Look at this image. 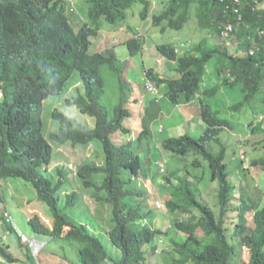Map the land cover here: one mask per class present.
<instances>
[{
    "label": "trees",
    "instance_id": "1",
    "mask_svg": "<svg viewBox=\"0 0 264 264\" xmlns=\"http://www.w3.org/2000/svg\"><path fill=\"white\" fill-rule=\"evenodd\" d=\"M260 2L264 0H169L165 11L153 15V26L161 32L181 31L192 19L197 21L196 34L201 39L195 46L190 45L183 52L171 44L156 47L162 57L175 63L172 78L162 77L153 69L145 72L159 88L166 87L167 96L174 104L182 99L188 103L199 99V119L205 124L204 133L199 138L190 134L168 137L162 147L182 157L198 156L191 164V171L186 166L188 178H198L197 171L207 164L211 180L219 181L218 216L202 200V191L195 186L200 179L193 182L181 169L169 168L170 177H158L160 169L152 167L154 135L145 122L136 139L125 140L133 135L125 126L131 117L125 96L133 86L116 66L115 49L102 54L90 52L92 39L99 36L105 24L120 26L136 4L144 6L142 15L147 19L153 7L151 0H0V179H21L30 184L38 199L49 208L53 226L35 214L28 221L34 235L74 244L82 264H146L156 252L153 243L146 253L147 242L156 240L160 232L141 225V220L153 213L150 207L145 213L147 201L140 199L143 191L138 192L137 188L141 177L146 179L153 173L155 183L159 185L163 180L164 185L160 186L170 194L167 207L176 217L175 230L185 234L179 240H172L173 254L177 255L173 264H264V206L249 204L241 197L239 222L231 238L227 235L225 217L231 210L234 186L230 185V165L222 135L227 129L235 128L206 102L207 97H215L225 88L237 100L229 107L233 114H247L252 109L255 115H264V36L261 35L264 7H258ZM77 13L85 18L79 30L73 26ZM228 25L235 27L230 40L222 37ZM209 36L225 43L211 46ZM227 41L236 44L233 53ZM125 46L132 57L144 51L141 38L129 39ZM212 60L216 61L220 83L202 92ZM105 66L119 80L117 105L105 103L107 90L102 73ZM75 72L80 73L85 89L68 99L67 106L94 118L96 125L89 129L66 112L55 109L52 118L58 123V130L47 134L44 101L63 94ZM249 127L252 134L263 135L260 143L264 149V121L256 119ZM96 141L102 145L105 161L103 165L82 164L78 178L83 188L97 190L94 204L98 207L93 208L96 216H100L103 202L110 205L114 226L106 234L113 247L121 252L118 258L108 251L87 222L71 217L82 202L89 206L91 203L86 202L82 192L70 193L64 189L69 183L67 171H57V183L44 175L53 163V144L91 146ZM251 164L264 168V157L252 159ZM96 177H104L101 185ZM175 181L178 183L173 186ZM3 201L0 190V202ZM252 211L254 228L246 218ZM187 214L190 217L180 222V217ZM7 229L15 232L11 225L7 224ZM198 229L203 236L197 234ZM17 239L25 261L35 264L29 247L18 235ZM243 248L249 251L248 262L242 261ZM0 256L10 264L17 262L1 240Z\"/></svg>",
    "mask_w": 264,
    "mask_h": 264
},
{
    "label": "rangeland",
    "instance_id": "2",
    "mask_svg": "<svg viewBox=\"0 0 264 264\" xmlns=\"http://www.w3.org/2000/svg\"><path fill=\"white\" fill-rule=\"evenodd\" d=\"M153 7L152 10L146 20L141 18V13L144 10V6L140 3L136 4L131 10L127 12V20L122 23L120 26H111L109 24H105V31L102 32L101 35L97 38L92 39L94 44L91 47L92 53H99L100 48H103L109 44L110 47H114L118 54V59L122 62H126L129 57V52L127 47L123 44V41L128 36H121L119 32V28L121 27H130L133 29L134 33L137 32V36L141 32L144 34L143 40L145 42V47L143 53L136 56L131 57L133 63L129 64L132 66L129 71V79L136 80L137 84H144V71L148 69L160 70L162 64H168L169 71L166 75L168 78H172L175 68V64L167 62L164 60L160 54L158 53L156 47L162 44H171L178 48L179 51L183 52V49L188 48L190 45L195 46L198 44V41L201 38H198L196 26L197 21L192 19L189 24L186 25V28L181 31L175 30H167L166 32H161L160 29L153 26V15H160L163 11L166 10L168 6L169 0H151ZM263 3L259 5L262 7ZM84 14V13H83ZM73 18V15L71 14ZM196 17V12H193L192 18ZM82 22H85V18L81 17L79 13L74 20L73 26L76 30H79L82 26ZM211 46H217L224 41L217 39V37L209 36ZM97 41V42H96ZM96 43V44H95ZM99 43V45H97ZM189 45H188V44ZM229 44V43H228ZM233 41L229 44V49L231 53L234 51ZM106 48V47H105ZM192 54H194L192 52ZM163 59V60H160ZM161 61L158 64V61ZM128 64V63H127ZM118 68H121V64L118 65ZM167 69V68H166ZM103 77L106 81V98L105 103L107 105H117L119 101V93L118 86L119 80L118 77L108 68L103 67L102 69ZM126 73V72H125ZM123 80V77H122ZM220 79L217 74V65L216 61L212 60L207 67V74L205 77V81L202 86V92L207 89H212L213 87L219 85ZM85 86L81 82V76L78 72H75L69 82L66 84V88L63 94L50 96L48 100L44 103V113L43 120L44 125L47 129V134L50 132L58 130V123L53 120L52 113L55 109L66 112L69 116H72L77 120V122L83 124L89 129H93L96 125V121L94 118H91L88 115H84L76 107L69 108L67 106V99H71L75 97L79 91L84 92ZM166 88H161V95L158 107H162V111L159 109L156 112L157 118L156 121L158 124L152 125V130H158V127L161 126V131L159 134L154 137L152 140V149H153V165L152 167H158L159 163L162 161H167V168L170 170L181 169L182 172H186L187 164L188 169L192 170V162L198 156L193 154L188 155L187 157H182L181 155L174 154L165 150L162 147V142L168 137H177L184 134H190L191 137L199 138L204 133V127L199 120V109H200V101L192 100L190 103L185 102L184 99L181 100L179 106L170 102L166 97ZM204 97V96H203ZM206 102L210 104L214 111H218L220 117L226 118L232 122L235 130L226 131L222 135V141L228 148V162H229V171L231 173L230 185L236 188L234 191V197L230 198V212L226 215V229L227 235L231 238L233 235V231L235 226L239 222V211H240V198L241 196H245L249 204L256 205L257 203L261 206L264 205V170L263 168H253L249 163L244 164V169L240 166L239 161H235V156L233 154L234 150L237 153L238 148L243 146L244 156H249V160L253 157H263L264 149L262 148V144L260 141L263 139L262 134H252L249 130V124L251 121L256 120L258 115L250 109V112L247 114H233L229 107L236 103L237 100L232 97V93L227 89L222 88L221 91L215 97H207ZM133 109V106H131ZM141 106H137L136 113L138 111L141 116H143V109L141 110ZM130 119H127L126 126L132 127L133 131L138 135L142 131V127L137 117L129 122ZM136 123V126L134 124ZM149 127V125H147ZM245 127V129H244ZM248 131H247V128ZM166 129L165 134L162 133L163 130ZM127 141L129 142L131 139H134L133 136L127 137ZM243 142H248L247 145H244ZM260 143V144H259ZM217 151V149H216ZM235 153V155H236ZM233 155V157H232ZM150 154H148V157ZM105 161L102 145L99 141H96L91 146H81L77 147L66 145L59 146L58 144H53V163L49 167V173H44V175L48 178L54 180L57 183V171L59 169L68 171L69 183L64 187V189L72 192L78 193L79 191L85 195L86 202L89 201L90 206L85 202H82L78 208H76L72 213L71 217L77 219H81L87 222L90 227H92V232L97 233L102 242L108 247V251L111 254L115 255V258L121 257V252L117 250V248L113 247L108 235L106 234L111 230L114 226L112 223V215H111V207L105 202L102 203V209L100 211V216H96L93 208L98 207V205L94 204V193L97 192L95 188H83L82 182L77 178V173L82 164L94 162L98 165H103ZM75 166V169L70 168V164ZM163 164V163H162ZM239 168V169H238ZM199 173H206V178L202 180L200 183H195L201 191H202V199L204 202H207L219 216V206H218V181L212 182L210 177V172L207 171V164L204 165ZM150 177L140 178L141 181H138V190L140 189V182L142 183L143 190V198L149 201L147 206L156 207L157 204L161 201L166 204L168 201L169 194L166 193L165 188L162 186L158 187L155 185L153 174H150ZM246 175V176H244ZM158 177H161L159 175ZM104 177H96V182L101 185ZM19 182V183H18ZM176 184V182H175ZM196 186V187H197ZM2 187L12 188V192H15L14 197L7 198L9 206L12 211V215L14 217L15 224L19 228V230L23 233L26 239H37L42 242L47 243V246L43 250L42 254L39 256L40 263L47 264V258H51L52 254H58L62 258H66V260L70 264H82L79 259V252L76 246L66 240H54L52 238H40L35 236L29 227L28 219L32 217L31 211H39L38 214L44 218H48L53 222V220L49 217L50 211L49 208L43 204L37 196L36 190L28 183L24 182L21 179H12L11 185H0V189ZM107 195V193L104 191ZM102 193V196L104 195ZM233 194V191L231 192ZM12 195V193H11ZM250 199H254V201H250ZM93 206V207H92ZM164 206V205H163ZM156 209V208H155ZM196 214L195 212H193ZM107 215V216H106ZM106 216V221H103V217ZM146 217L150 218L148 214ZM248 220L250 222V226L254 228L253 218L254 212H250L248 216ZM176 217H173L170 212L167 210L158 211L156 210L154 216V225L156 228L163 229L161 240L164 241L162 246L163 254L153 258V260H149L146 264H172L171 262L166 263L168 260L167 251L171 247L168 243L172 238H176V236H182L184 234L176 233L174 228V220ZM49 221L50 226H53V223ZM102 226V228H100ZM3 232L6 233V237L1 233L0 230V240L2 244H7L10 246V255L17 260L15 264H30L25 261V254L19 244L17 239V233L14 231H10L7 229V226L3 225ZM94 228V229H93ZM197 234L203 236V232L201 229H198ZM155 243L154 241L148 240L145 251L149 253L151 247ZM173 258V256H172ZM174 258H177V255H174ZM242 261L248 262L249 260V251L246 248H243V252L241 253ZM171 257L169 258V260ZM0 264H10L6 260H4L0 256Z\"/></svg>",
    "mask_w": 264,
    "mask_h": 264
},
{
    "label": "clouds",
    "instance_id": "3",
    "mask_svg": "<svg viewBox=\"0 0 264 264\" xmlns=\"http://www.w3.org/2000/svg\"><path fill=\"white\" fill-rule=\"evenodd\" d=\"M69 2L71 1V0H68ZM262 3H264V2H260V3H258V7H259V5L260 4H262ZM264 7V4H263V6L262 7H259V8H263ZM141 18L143 19V20H146V18H144V16L142 15V13H141ZM229 28H231L232 30L230 31L229 30ZM118 29H119V32H120V35L121 36H128V35H131V37H126L125 38V40L123 41V44L125 45V42L127 41V40H129V39H133V38H141L142 40H143V37H144V34H142L141 32L139 33V36H137V32H135L134 33V31H133V29H131L130 27H121V28H119L118 27ZM234 30H235V27L233 26V25H228V26H226L225 28H224V30H223V32H222V37L224 38V39H227V40H230L231 38H232V34L234 33ZM105 31V28L100 32V34H99V36L101 35V33L102 32H104ZM105 32H109V31H105ZM228 32V35H226V33ZM98 36V37H99ZM263 36V35H262ZM144 41V40H143ZM97 42V41H96ZM228 42V41H227ZM229 43V42H228ZM94 44V43H93ZM96 44V43H95ZM230 44V43H229ZM97 45H99V43L97 44ZM109 45H114V44H109ZM109 45H107V46H105V47H103V48H100V54H102L103 52H105V53H107V52H110L111 50H113V49H115L114 47H110ZM144 49H146V47H145V42H144ZM116 50V49H115ZM91 52V51H90ZM180 52V51H179ZM92 53V52H91ZM161 56V55H160ZM132 56H130V54H129V57L127 58V60H126V62H122L120 59H118V54H117V63H116V66L118 67V65L119 64H121V68H119L120 70H121V72H122V76H124V78H125V80L126 81H128V83L131 85V87L133 88H131V93H127L128 95H126L125 97H126V99H127V104H126V107H127V109L131 112V117L129 118L130 119V123L132 122V120L133 119H135L136 117H137V119H138V121L140 122V125H141V127L143 128L142 129V131L144 130V122L147 124V125H149V128H150V130L152 131V134L154 135V137H156V135L157 134H159L160 133V131H161V126H159L158 127V130H155V131H153L152 130V125L154 124V125H156V124H158V122L156 121V118H157V115H156V112H157V110L159 109L160 111H162V107H158V104H159V101H160V95H161V88H159L154 82H152L148 77H147V75H146V70L144 71V77H145V80H144V84L143 85H139V84H137V82H136V80H132V79H129V71L131 70V65L130 64H132L133 63V61H132V59H130ZM162 57V56H161ZM164 60H166L167 62H170V61H168L167 59H165L164 57H162ZM163 59H160V60H163ZM158 61V64H160L161 63V61ZM129 62H131L130 64H129ZM128 63V64H127ZM170 63H172V64H175V63H173V62H170ZM167 68V69H166ZM154 70V69H153ZM157 73H159L162 77H167L166 75L168 74V71H169V67H168V64H162L161 65V69L160 70H155ZM126 72V73H125ZM79 73V72H78ZM80 74V73H79ZM73 76V75H72ZM81 76V75H80ZM72 78V77H71ZM130 81V82H129ZM81 82H82V79H81ZM83 83V82H82ZM164 87V86H163ZM166 88V87H165ZM206 91V90H205ZM166 97L168 98V96H167V89H166ZM0 96H2V94H1V92H0ZM1 98V97H0ZM197 98H199V95H197ZM169 99V98H168ZM46 100H48V99H46ZM68 100V99H67ZM197 100H199V99H197ZM169 101L171 102V100L169 99ZM46 101H44V103H45ZM173 103V102H172ZM181 103V102H180ZM180 103L179 104H175V105H177V106H179L180 105ZM139 105V107L141 106V109H140V113H141V110L143 109L144 111H143V116H141V114H139L138 113V111H137V113H136V109H137V106ZM131 106H133V109L131 108ZM43 107H44V104H43ZM43 113H44V111H43ZM257 119L261 122V121H264V115H258V117H257ZM44 121V120H43ZM253 121V120H252ZM251 121V122H252ZM126 122H127V120H126ZM126 122H125V126H126ZM198 122H201L200 124H202L203 125V127H204V129H205V124H204V122L202 121V119L200 118L199 120H198ZM134 126H136V123L134 124ZM131 132H133V135H131V136H133V138L134 139H136L137 137H138V135H140L141 133H142V131L138 134V135H136V132L135 131H133V129H132V127H130V126H126ZM147 127V126H146ZM226 131H233V130H231V129H227ZM225 131V132H226ZM165 132H166V129H164L163 130V132L162 133H164L165 134ZM181 136H183V135H181ZM130 137V136H129ZM177 137H180V136H177ZM118 138H121V136L120 135H118ZM123 138V137H122ZM126 141L128 140V139H125ZM132 140V139H131ZM223 142V141H222ZM247 143L248 142H243V144L244 145H247ZM224 144V143H223ZM66 145H71V144H66ZM66 145H59V146H66ZM225 145V144H224ZM72 146V145H71ZM77 147V146H76ZM225 147L227 148V146L225 145ZM219 150H220V148L218 149V151H216V153H218L219 152ZM236 150V149H235ZM235 150H234V152H233V154H234V156H235V161H241L242 162V167H243V169H244V173H245V168H244V164L245 163H249L253 168H263V167H260V166H253L252 164H251V160L252 159H255V158H260V157H253L252 159H250L249 160V156L247 155V153H246V156H244V154H243V151H244V148H243V146H240L239 148H238V151H237V153L235 152ZM154 153V152H153ZM153 153L151 154V156L153 157ZM227 153H228V148H227ZM235 153H236V155H235ZM190 155V154H189ZM232 157H233V155H232ZM264 157V156H263ZM227 161V163H228V159L226 160ZM240 162V163H241ZM163 163V164H162ZM167 164H168V162L167 161H162V162H160L159 163V169H160V175H161V177H164V176H166L167 175V177H170V176H168V175H170V174H168V172H167V170H168V168H167ZM70 168L71 169H75V166L71 163L70 164ZM202 169H200V170H198L197 172H199V171H201ZM263 170H264V168H263ZM66 171H67V169H66ZM208 171H209V169H208ZM79 172V171H78ZM67 173H68V171H67ZM185 174H186V178L187 179H189V180H193V182L194 181H197V180H199L200 179V182H202V180H204L205 178H206V173H200V174H198V175H196V177H198V178H188V177H190V176H188L187 175V172H184ZM153 174V173H152ZM244 176H246V175H244ZM79 176H78V173H77V178H78ZM182 177H185V176H182ZM210 177H211V175H210ZM231 177V176H230ZM142 178V177H141ZM144 178V177H143ZM11 180H8V181H3L2 179H0V185H7V183L8 182H10ZM138 181H141V179H139ZM212 182H216V181H218V180H215V181H213V180H211ZM154 183H155V181H153ZM164 181L162 180V181H160V183H159V185H157L156 183H155V185L156 186H160V184H162V185H164V183H163ZM176 182V184L178 183L177 181H175ZM175 182L173 183V186H175L176 184H175ZM19 183V182H18ZM218 183H219V181H218ZM234 186V185H233ZM139 190H138V188H137V190H138V192H142L143 190H142V183L140 182V186H139ZM12 189V188H11ZM235 187H234V191H235ZM1 190V192H2V195H4V201L3 202H0V230L2 231L3 230V225L5 224L6 226H7V224L8 225H11L12 227H13V229L15 230V232L18 234V236L19 237H21L22 238V240H23V242H24V244L27 246V247H29V249H30V252H31V255H32V257L35 259V261H36V263L35 264H41L40 263V261H39V256L42 254V252H43V250L45 249V247L47 246V243H45V242H42V241H40V240H37V239H35V238H33V239H26L25 238V236L23 235V233L19 230V228L17 227V225L15 224V221H14V217H13V215H12V211H11V208H10V206H9V203H8V200H7V198H13L14 197V194H15V192H12V190L9 192V195L8 196H6L5 197V187H2V189H0ZM68 192H70V191H68ZM104 192V191H103ZM102 192V193H103ZM11 193H12V195H11ZM241 197H243V196H241ZM245 197V196H244ZM6 198V199H5ZM168 198H170V194H169V196H168ZM201 198H202V195H201ZM246 198V197H245ZM140 199H142V200H146L147 201V204H149V201L147 200V199H144L143 198V196L140 198ZM203 200V199H202ZM247 200V199H246ZM240 201H241V198H240ZM250 201H254V199H250ZM160 203H158L157 204V202H156V207H155V205L154 206H147L146 205V210H145V213H147V212H149V207L152 209L151 211H152V213L153 214H151V216H150V218H148V217H145L144 219H142L141 220V225L142 226H146V227H150L153 231H158V232H160L159 234H158V236L156 237V240H155V246H156V252H155V255L154 256H149V260H153V258H156L157 256H159V255H162L163 254V248H162V246H163V244H164V241L163 240H161L160 238L162 237V234H163V229H161V228H156L155 227V225H154V216H155V212H156V210H158V211H162V210H165L166 209V207H167V202H166V204H164L163 203V205H162V203H161V201H159ZM258 204V203H257ZM259 205V204H258ZM139 205L136 203V207H138ZM260 207H262L261 205H259ZM264 206V205H263ZM148 208V209H147ZM156 208V209H155ZM167 210H168V207H167ZM169 211V210H168ZM240 211H241V204H240ZM240 211H239V216H240ZM253 212V211H252ZM36 215H40V214H36ZM42 217V216H41ZM190 217V215L189 214H187L186 216H181L180 217V219H181V221L180 222H183V220H185V219H187V218H189ZM30 218H32V217H30ZM29 218V219H30ZM43 218V221L47 224V225H49L50 226V224H49V219L48 218H44V217H42ZM29 219H28V221H29ZM51 222V221H50ZM50 227H52V226H50ZM175 228V227H174ZM175 232L176 233H179V232H177L176 230H175ZM4 234V233H3ZM180 234H183V233H180ZM109 235V234H108ZM185 235V234H184ZM36 236V235H35ZM4 237L5 238H8V237H6V233L4 234ZM179 237H183V235L182 236H176V238H172L170 241L168 240V243L170 244V248L168 249V251H167V254H168V260L166 261V263H168V262H171L172 264H173V258H174V255H176V254H173V250H172V240L173 239H177V240H179L180 238ZM31 241H35V242H39V243H41V244H43V247H42V249H41V253H40V255L38 256V257H34V255L32 254V250H31V247H30V242ZM10 246L8 245V248H9ZM10 250H11V248H9ZM171 253V254H170ZM172 256H173V258H172ZM171 257V259L169 260V258ZM62 258V257H61ZM63 260H64V262H65V264H70L67 260H66V258H62ZM174 259H177V258H174ZM42 264H45V263H42ZM107 264V263H106ZM187 264H191V263H187Z\"/></svg>",
    "mask_w": 264,
    "mask_h": 264
},
{
    "label": "crops",
    "instance_id": "4",
    "mask_svg": "<svg viewBox=\"0 0 264 264\" xmlns=\"http://www.w3.org/2000/svg\"><path fill=\"white\" fill-rule=\"evenodd\" d=\"M7 185H11V181L7 183ZM11 188L5 187V197L9 195ZM6 199V198H5ZM32 216L38 214L39 211H31ZM10 248V247H9ZM47 264H65L64 260L58 254H52L51 258H47Z\"/></svg>",
    "mask_w": 264,
    "mask_h": 264
},
{
    "label": "built area",
    "instance_id": "5",
    "mask_svg": "<svg viewBox=\"0 0 264 264\" xmlns=\"http://www.w3.org/2000/svg\"><path fill=\"white\" fill-rule=\"evenodd\" d=\"M229 30L231 31L232 29L229 28ZM226 35H228V32L226 33ZM261 35L264 36V30L261 32ZM30 247H31L32 254L34 255V257H38L41 253V249L43 247V244H41L39 242L31 241Z\"/></svg>",
    "mask_w": 264,
    "mask_h": 264
}]
</instances>
